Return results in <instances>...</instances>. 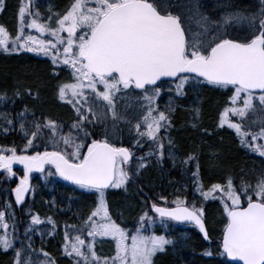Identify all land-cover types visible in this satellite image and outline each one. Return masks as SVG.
I'll return each mask as SVG.
<instances>
[{
    "label": "snow or ice",
    "instance_id": "obj_1",
    "mask_svg": "<svg viewBox=\"0 0 264 264\" xmlns=\"http://www.w3.org/2000/svg\"><path fill=\"white\" fill-rule=\"evenodd\" d=\"M31 3L29 0L25 5L21 0L14 38L0 26V52L12 55L22 51L47 57L54 77L68 72L72 82L58 85V98L72 106L76 119L64 134L55 121L41 122L34 115L28 120L27 107L17 113L15 121L0 113L4 122L0 123V132L6 134L18 123L26 140L19 154L15 146L0 147V171L8 178L16 175L14 164L23 166V178L12 189L16 205H22L25 194L34 191L29 185L30 173H43L46 165L53 167L55 175L63 180L96 195L95 207L86 218H80L79 234L70 237L67 229H77V225H65L63 254L72 264H155L154 257L175 243L166 235L145 234L157 221L165 229L168 221L188 222L209 240L203 207H189L179 196L170 203L161 197L163 205L152 202L150 212L154 215L143 211L134 234L129 235L110 215L105 190L123 188L127 192V185L135 183L152 158L162 164L163 141H168L169 149L174 147L172 138L163 135L162 130L167 133L172 128L170 114L176 111L175 100L186 95L189 83L230 91L229 106L220 114L217 127L227 126L236 134L241 147L264 157V144L257 143L264 141V0H259L258 11H225L219 18L201 11L204 6L200 0H72L62 14L49 8V15L43 20L39 11H31ZM232 6L231 0L217 5L225 9ZM3 7L4 0H0V10ZM236 28L246 31L231 35L229 29ZM25 29L35 30L39 37ZM169 82L174 84L175 97H169L166 110H161L157 98ZM14 95L19 97V91ZM130 98L142 101L137 105L139 111L131 116L122 115L117 101ZM8 99L6 93L0 94V103ZM130 107L133 105H125L126 112ZM194 111L198 120L200 110ZM229 114L237 121L229 119ZM109 115L114 122L111 132ZM121 121L130 126V132L135 129L133 147L143 148L145 141L151 142L143 155L136 157L130 148L114 146L109 140ZM89 124L103 125L104 138L93 136L86 127ZM191 126L196 128L197 124ZM44 129L51 135H46ZM40 139L51 143L53 150L27 154L29 148L38 147L35 142ZM88 139L90 143H86ZM83 148L87 151L83 152ZM167 155L175 166L172 151ZM195 159L189 155L182 163L187 165ZM198 169L197 165L193 176L197 177L199 194L204 200L220 199L223 205L226 222L218 252L223 264H264V174L257 176L254 184L242 179L240 191L247 197V205L242 207V197L237 195L231 176L225 185L214 183L205 190L199 182ZM48 175L53 173L49 171ZM217 192L220 197L213 195ZM5 208L11 205L6 204ZM6 215V211H0V227L7 230L10 226ZM12 218L11 234L6 231L0 235V251L13 250V264H57L43 249L33 259L36 250L31 234L38 231L33 226L45 221L31 215L21 246L14 248L18 237L14 214ZM46 223L55 230L51 217ZM84 232L91 238L88 242L82 238ZM96 237L110 238L115 244V255H98L94 251ZM129 239L131 243L127 244ZM39 255L44 259H39ZM203 255L213 253L206 250Z\"/></svg>",
    "mask_w": 264,
    "mask_h": 264
},
{
    "label": "trees",
    "instance_id": "obj_2",
    "mask_svg": "<svg viewBox=\"0 0 264 264\" xmlns=\"http://www.w3.org/2000/svg\"><path fill=\"white\" fill-rule=\"evenodd\" d=\"M227 1L229 2V0ZM8 3L9 6L14 4V0H8ZM231 3L233 5V10L228 8L227 11H241L237 0H231ZM231 32L232 29H229V33L232 35ZM0 78L5 84L7 83L11 85L14 89L15 92L10 94H14L17 91L24 94L25 92L28 93L27 91L30 90L32 93L31 95H35L37 98L33 103L37 107L38 105L39 107H48L50 104L51 107L54 106L52 96L53 81L48 77V72L43 65L10 58L7 61L0 63ZM173 85V83H167L164 86L165 92H163L164 95L162 99L164 97L167 98L166 105H168L169 97H175L172 95L174 89L172 87ZM169 88H171L172 91H168L167 89ZM210 90H213V88L206 85L197 86L192 83L186 85V95L175 101L176 107L183 106L184 100H187L194 95L197 96L199 98L198 106L202 111V114H200V120H193L191 115H194V112L191 110L174 118V150L179 157V159H176L175 161V166L174 164L170 165L168 162H162L161 167L156 163L157 167L154 168L150 163L147 168L142 170V174L136 179L134 187L138 188L137 199L143 202L152 200L156 201L158 205H163L164 200L161 199V197L170 203L179 196L186 201L189 207L193 206V204H195L196 207H203L209 239L212 240V243L214 242L217 244L215 245L218 246L225 218L219 211L215 218L212 213L213 210L209 207V204L214 200H204L199 192L196 191L197 177H194L193 173L197 172V165L199 166L198 172L202 182H214L225 185L227 178L231 176L237 193H241L245 196L244 193L240 191L241 181L243 179L245 182L251 181L254 184L257 176L264 174V157L259 156L248 148L241 147L236 135L233 132H227L226 126L224 128L217 127L218 124L213 120V113L221 108L222 101L226 98L227 94H220V96L217 98L215 97L213 101V97L209 96ZM194 107H196V105H194ZM39 112L42 113V110H39ZM51 113L55 116L59 115L57 112ZM192 123H196L197 127L193 128L191 126ZM88 130L93 136L98 138L97 130ZM179 131H181L180 135ZM132 132H135L134 128L132 129ZM129 134L130 132L128 135ZM17 140V133H10L6 136L0 137V144L10 147L12 144L17 143ZM134 140L131 142L134 143ZM148 149V141H145L144 147L142 149L135 148L134 153L136 154V157H139L147 152ZM189 155H194L196 159L190 161L187 165L183 164L182 161L187 159ZM54 177L55 179H58L55 175ZM2 180H4V182ZM18 180L19 179L15 177L13 182H8L5 178L0 177L1 190H4V192L9 195V187L12 186L13 183L16 184ZM64 184L73 187L72 185L62 182V185ZM56 185H58V183H56ZM132 186L133 184L129 183L127 185L128 191L125 192L123 190V192H121L123 194L122 197L115 198V200L111 198V195L114 193L118 194L119 192H114L112 194L105 192V199L110 212L113 214V217L118 224H120L119 218L124 215H131L130 210H133L135 207L137 208L136 199H133L134 201L131 199V191L129 188ZM157 195L160 196V199L156 197ZM92 196L94 195L87 194L86 199L91 201L94 206L96 198L94 199ZM57 198V202H59L58 207H63L65 203L69 204L70 201L74 202L79 200L77 197L73 199L72 195L69 194V191H66L65 194H59ZM242 201V204H244L247 199H242ZM72 204L74 205L71 207L69 206V211L65 210L63 215L55 216L56 233H60L61 230L66 231L65 225H71L68 218L74 216V214H79L77 213L78 211H76V204ZM111 207L114 208L111 209ZM208 207L210 209H208ZM50 208L51 206L48 204L46 209ZM26 209L28 213H32V211H29L28 204ZM51 210L47 211V216L52 214ZM72 210H74V212ZM147 210H149V208L146 206V208L141 211L143 212ZM121 225L134 226L132 223H121L120 226ZM155 228L157 227L155 226ZM67 231H72V229L68 228ZM192 232L195 234V239L190 241V246H188L186 250L188 249L191 251V248L195 247V259L198 260V263L223 264V260L218 255L219 248L217 247V253L212 256L203 255V253L208 250L205 248L207 243L201 238V235L196 229ZM36 241L37 246L38 244L41 246L44 244V242ZM197 253H199V257ZM2 260H4L3 256L0 257V261ZM166 260V264H181L177 259L173 260L172 258H168Z\"/></svg>",
    "mask_w": 264,
    "mask_h": 264
},
{
    "label": "rangeland",
    "instance_id": "obj_3",
    "mask_svg": "<svg viewBox=\"0 0 264 264\" xmlns=\"http://www.w3.org/2000/svg\"><path fill=\"white\" fill-rule=\"evenodd\" d=\"M217 1L218 0H211V1H209V0H200L201 4L204 6L201 9V11L205 12V14L210 15L212 17L219 18L225 11H227L228 8L224 10L223 7H217V5L218 4L228 3V1L226 0V2H225V0H219L218 3H217ZM71 2H72V0L70 2H68V3L62 1V3L60 5H57L55 7L57 9V12L62 14L67 9V7L69 6V4ZM237 3L239 5V7L241 8V11H244V12L258 11L259 7H260L259 0H237ZM36 5H43L46 8H51L49 3L36 2ZM52 5H54V4L52 3ZM15 9H17V8H15ZM230 10H233V6L230 8ZM47 16L48 15L46 14L45 18ZM54 20H55V17L53 18V26H55L54 25ZM16 21H17V19L15 20V24H13V18H9L8 19V22L10 23V25L13 26V28H9V30H8V32H10L12 38H14L16 33H17ZM241 31H246V28L245 29L236 28L235 30L232 29L231 33H232L233 36H236ZM25 32L34 35L33 33H31L30 30L25 29ZM35 35L39 37L38 33H36ZM61 35L62 36H66L67 34L66 33H61ZM43 38L50 39V37H43ZM41 57H42V59L47 58V57H44V56H41ZM49 63L51 65V61ZM59 77H64L66 79L69 78V80L67 82H72L71 76H70V74L68 72H61ZM8 85L9 84H7L8 92L13 93L14 89L12 88L11 85H9V86ZM172 87L174 88L173 92H172V95L175 96V87H174V85ZM163 92H165V90H163L162 93H161V96L157 98V104H158V106H159V108L161 110H166L164 108L167 106L166 105L167 98L164 97L162 99V97L164 95ZM57 93H58V88H57ZM213 93H215V94H213ZM220 94H224V95L227 94V96L222 101L221 108L216 112V121H215V123H217V124L219 123V120H220V114L223 112L225 107L229 106L228 105V101H229V97L231 96V92L228 91V90H223V89H213V90L209 91V96L213 97V99H212L213 101H214L215 97L217 98L218 96H220ZM13 99H16L15 95H13ZM179 99L180 98L176 99L175 101H177ZM9 100H10V98L7 101L9 102ZM7 101L2 102V103H6ZM62 103L63 102L58 100V104H57V108L58 109L57 110L55 109L54 106L51 107V104L48 107L47 106L46 107L45 106L44 107L40 106L39 110H42V113H39L37 116H35V118L40 120L41 122H43L45 119H49V120L55 121L57 123V125L59 126V129L62 132H65V131L69 130L72 124H68L66 121H64V119H61V117H64L65 115H67V116H69L72 119V121H74L76 119V114L73 111L71 105H68L67 107L63 108L62 107ZM139 103H142V101H138L135 98L121 99V100L117 101V105L131 104V105H133V107H135L137 109V111H139V109L137 107V105ZM239 103L242 104V101H240ZM198 104H199V98L197 96H195V95L192 96L191 98L187 99V100H184V104L181 107V109L183 111L182 113H184L186 111L189 112L190 110L193 111L194 115H191V117H193V120L195 121L196 120L195 119L196 113H195L194 109H197V108L199 109ZM194 105H196V107H194ZM3 106L4 107L0 106V113L8 114V118L13 119L15 121L16 118H17V114H15L13 112H10V107H9V109H6L7 106L5 104ZM59 108H61L62 111H60L61 109H59ZM51 112H54V113L57 112L59 115L55 116ZM27 115H28V120H32L33 117L31 115V113L29 114V112H28ZM228 118L231 119L233 122H236L237 119H238L237 117L231 116V114H229ZM0 123H4L3 120H0ZM4 126L7 127L6 124ZM62 126H64V127H62ZM14 129H16L19 132V134L21 135V139L19 140V142L15 143V144H12L10 147L15 146L17 148V152L19 154L20 150L23 148L24 144L26 143V140L24 139L22 133L19 131V124L18 123H16L14 125ZM226 129H227V132H233V130L227 128V126H226ZM13 130H10L8 132H11ZM170 131H171V133H173V131H174V127L173 126L170 129ZM44 132H45L46 135H51V133L49 132L48 129H44ZM180 133H181V131H179V135H180ZM0 134H5V133L0 132ZM162 134L166 135V136H170L172 138V134H170L169 131L167 133H164L163 130H162ZM135 135H136V133H135ZM250 139H251V137H249V140ZM121 140H123V139H121ZM172 140H173V138H172ZM163 142H164V145H165V158L164 159L170 165H173V160L168 158V155H167L168 151L169 150L172 151V153L175 156V161H176V159H179V157L176 158L177 155L173 151L174 147L169 149V145H168V141L167 140H164ZM35 143H36V145L38 147L36 149L29 148L27 154H30V155L34 154L35 150H39L41 152H43L45 150H49V149L53 150V145L51 143H49L46 139L37 140ZM150 143L151 142L149 141V144ZM257 143L264 144V141H257ZM0 147H8V146H4V145L0 144ZM63 147H64L63 144H61V149H63ZM139 149H142V148H139ZM135 156H136V154H135ZM162 162H164V161H162ZM159 167H161V164L159 165ZM49 171H51L53 173V175H48ZM45 172L46 173H41L40 175L39 174H34L32 177H30V179L32 180L31 189H33L34 191H31V193L29 195V199L31 200L29 205H28L29 206V211L30 212L32 211L33 215L36 214L40 218H43V219H47L48 217H51L52 219H54L55 216L60 215V214L54 215V213L52 212L51 209H46L47 205L49 204L48 203L49 200H53V202L56 203L55 207H52V208L54 210H59L61 213L65 212V210L69 211V206L71 207L72 205H74L72 203H75L76 206H77V210L76 211H78L77 213H79V214H74V216H70L68 218V220H69L71 225H73V224L77 225V229H72L71 228L72 229L71 237L79 234L78 233V229L82 226L80 218L81 217L86 218L87 215L90 214V211L95 207V205L93 206L91 201L86 199V195L87 194L94 195V196H92V198H94V199L96 198V195L94 193L84 192L83 190L78 189L76 186L75 187H69V186H66L65 184H64L65 185L64 186V185H62L63 181L61 179H55V177H54L55 174H54V172L52 170H47ZM141 172H142V170H141ZM22 176H23V174L21 176L18 175L19 180L22 178ZM0 177L5 178L8 182L9 181L13 182L15 180L16 176H14L12 178H8L6 173L3 172V173H0ZM19 180L17 181L16 184L13 183L12 186L9 187L8 190H9L10 193H11L12 189L17 186ZM2 181L4 182V180H2ZM199 182L203 185L205 190H208L211 187V185L214 184V182H208V183L202 182L200 180V174H199ZM56 183H58V185H56ZM132 184H133V186L131 188H129L130 191H131V193H130L131 197H132L131 199L132 200L136 199L137 208L135 207L133 210H130L131 215H129V216L124 215L123 217L119 218L120 219V224L121 223H125V224L126 223H132L134 225V226L121 225V227H124L129 232V235L134 234V232H135V226L137 224V221H138V218H139L140 214L142 213L141 210L146 208V206H147L149 208V210H147V211H149V214L154 215L153 213L150 212V206H151L152 202L157 203L156 201H152V200L143 202V201H140L139 199H137L138 188L134 187L135 186L134 183H132ZM72 190H74L75 192L72 191ZM123 190H124L123 188H121V189L110 188L107 192H109L110 194H112L114 192H119L118 194L114 193L113 195H111V198L115 200V198H121L122 197L123 194L121 192H123ZM2 191L4 192V190H2ZM66 191L67 192L69 191V194L72 195L73 199H75V197H77V198H79V200L74 201V202L70 201L69 204L65 203V205L63 207H58V203L59 202H57V199H58L57 196L59 194H62V193L65 194ZM196 191H197V189H196ZM52 192L54 193V195L52 194ZM213 195L216 196V197H220L221 194L219 192H217V193H214ZM237 195H240L243 200L247 199V197L243 196L241 193H237ZM156 197L158 199H160L159 195H157ZM208 200H214V201H212L209 204V207L211 208V210H213L212 213L214 214L215 218L217 217V212L218 211L221 214H223V205H222L220 199H208ZM242 203H243V201H242ZM50 204L53 205V203H50ZM229 204H230V201H229ZM209 207H208V209H210ZM112 208H114V207H111V209ZM49 210H51L52 214L47 216V211H49ZM0 211H5L3 205H0ZM11 211H13V208H11ZM72 211L74 212V210H72ZM24 212H25V214L21 213V212H18V215H17V211H16L15 226H16V230H17L16 231V235H17L18 238L14 242V248H19L21 246V244H20V235L23 234V239H24V228L27 226L28 223H30V220H31V217L28 220L25 217V215H27V213H28L27 209ZM6 213H7V215H6V223H8L10 227L7 230L3 229L2 227H0V235H3L6 231L8 233H10V234L12 232L11 226L13 224V218H12L13 215H11L8 211H6ZM133 213H134V215H133ZM110 215L115 220V218L113 217V214H111V212H110ZM223 216H224V214H223ZM19 218H21V221L18 220ZM171 222H169V221L167 222L168 223V227H167V229H165L159 223V221H157L156 224L152 225L153 229L150 228V229H148L145 232L146 235L147 234L166 235L168 238L172 239L175 242L173 245L167 246V250H166L165 253H158L157 256L154 257L155 264H166V261H167L166 259H168V258H172L173 260L177 259V261L179 260V262H181V264H199L198 260L195 259V252H196V251H194L195 247L191 248V251H189L187 249L189 252H187V250H186V248L188 246H190V244H189V243H191L190 241L195 239V236H194L195 234L192 232L194 230V228L190 227V226H186V225L172 224ZM225 222H226V218H225ZM36 226H38V225H35L33 227L35 228ZM155 226L157 227L156 230H155ZM36 229L38 231L35 234H31V235L37 236V234L40 235L42 233V232H40L39 228H36ZM42 230H45V227H42ZM82 238L85 239L86 242L91 240V238L87 236V232H84L82 234ZM38 242H43V241H39V239H38ZM126 243L130 244L131 240L129 239L128 241H126ZM59 244H60V247H59ZM63 244H64V237L61 239V242L60 241L52 242L50 244V246L47 245L46 248L52 249V250L54 249L56 251L55 252L56 253L55 259L56 260H66V257L59 253V249L62 248ZM215 244L216 243H214V242L212 243V240H211L210 242L207 243L205 248H207L213 254H215V253H217V247L219 248V243H218V246H216L217 244L216 245ZM24 247H25V250H28L26 244H25ZM33 247L36 250V254L33 255V259H36L37 258V254L39 253L38 250L40 249V248H36L37 247V241H33ZM11 251H13V250H11ZM94 251H96L97 254L100 255L101 257H111V256L115 255V244L108 237H96V243L94 245ZM197 255H198V257L200 256L199 253H197ZM13 257H14V253H13V256L10 259L8 257V264H13ZM38 258L41 259V260L44 259L42 255H39Z\"/></svg>",
    "mask_w": 264,
    "mask_h": 264
},
{
    "label": "flooded vegetation",
    "instance_id": "obj_4",
    "mask_svg": "<svg viewBox=\"0 0 264 264\" xmlns=\"http://www.w3.org/2000/svg\"><path fill=\"white\" fill-rule=\"evenodd\" d=\"M62 1L64 2H70L71 0H32V3H31V11L32 12H36V11H39L41 13V17H42V20L45 18V15H49V12H48V9L49 8H46L45 6L43 5H36V2H44V3H49L50 6H51V9L53 12H57V9L55 8L57 5H60L62 3ZM23 3L25 5H27L29 3V0H23ZM52 3L54 5H52ZM21 6V0H14V4L10 5L9 6V3H8V0H4V7H3V10H0V26H4L7 31L9 30V28H13L12 25H10V23L8 22V19L9 18H13V24H15V20L17 19L16 21V29L18 28V9L19 7ZM43 6V7H42ZM17 8V9H15ZM62 12V11H61ZM28 19H31V17H27ZM28 30V29H27ZM31 33H33L34 35L36 34L35 30H30ZM10 33V32H9ZM39 34V33H38ZM10 58H14V59H19L21 61H24V62H32V63H35V64H40V65H43L47 72H48V76L50 79H52L53 81V89H52V96H53V105L55 107V109L57 110V104H58V93H57V88H58V85L64 83V82H67L69 80V78H64V77H54L52 75V66L50 65V60L48 58H45V59H42L41 56H38L34 53H28V52H19L18 54L17 53H14L12 55H5L3 54L2 52H0V63L3 62V61H7L8 59ZM7 83L5 84V82H3L0 78V93L1 94H4L6 93L7 96L10 98L9 102L7 101L6 103H0V106L4 107L3 105L5 104L7 106L6 109H9L10 107V112H13L15 114L21 112L24 110L25 107L28 108L29 110V114L31 113L32 117L33 115L34 116H37L40 112H39V105L38 107L33 104L34 101L37 99L35 95H31L29 94V91H27L28 93H20V96L19 97H16V99H13V95L14 94H10V92H8L7 90ZM13 92H15L13 90ZM35 97V98H34ZM11 105V106H10ZM69 104H65V103H62V107H67ZM182 106H177L176 107V111L174 113H171V117H172V125L174 127V118L180 116L182 114V109H181ZM61 109V108H59ZM166 109V107L164 108ZM200 109V113L199 114H202V111H201V108ZM117 110L122 114H129L130 116L131 115H135L136 113H138L137 109L135 107H130L127 109V112L125 110V105H118L117 107ZM62 111V109L60 110ZM216 112L215 111L213 113V120L214 122L216 121ZM61 119H64V121H66L68 124H72V119L65 115L64 117H61ZM199 120H200V115H199ZM108 129H109V132L112 131V128H111V125L114 123L111 119V116L109 115V118H108ZM64 127V126H62ZM87 129H94V130H97V136L98 138L97 139H103L104 136H103V132H104V126L103 125H100V124H96V125H92V124H89V125H86ZM129 128L130 126L126 123H124L123 121L121 122H118L117 123V130L115 132V135H109V140L113 143L114 146H117V147H126V148H130L133 152L135 150V147H133V143L131 141L134 140L135 138V133L134 132H130L129 131ZM16 130V129H14ZM130 132V134L128 135V133ZM170 134H172V138L174 136V131L173 133H171V131L169 130ZM1 137L3 136H6V134H0ZM19 139H21V135L18 134L17 135ZM131 136V137H130ZM123 138V140L120 139ZM134 137V138H132ZM91 142V139H88L86 141V143H90ZM148 144H149V141H148ZM174 149V148H173ZM149 150V149H148ZM68 151L70 152L71 149H68ZM83 152H86L87 149L86 148H83L82 149ZM175 152V150H173ZM176 153V152H175ZM176 158H178V156H176ZM164 162H167L165 159H164ZM159 166V164H157ZM156 165V160L154 158H152L151 160V166H153L154 168L157 167ZM13 171L21 176L23 174V166H13ZM0 173H3V171H0ZM52 194L54 195V193L52 192ZM12 199V197H11ZM8 200H9V195L7 193H4L1 188H0V205H3L4 207V210L5 211H8V208H5V205L6 204H9L8 203ZM50 203H53V200H49V205H51ZM56 204V203H55ZM55 204L54 205H51V208L52 207H55ZM12 205V204H10ZM21 209V208H20ZM52 209V212L54 213V215H57L56 212L57 210H54ZM18 212H21L22 211H18L17 210V215H18ZM41 220L45 221V223H42V224H39L38 226H36L35 228H39L40 232H42V235H38L37 236H33L32 235V241H36L39 239V241H43L44 243L47 242V244L50 246V244L52 242H56L57 239H62L64 236H65V231H62L60 233H56V228L55 230L52 229V225L46 223V220L47 219H43V218H40ZM19 221H21V218L18 219ZM28 220V219H27ZM55 224H56V220L55 218L52 219ZM21 226V225H20ZM42 227H45V230H42ZM47 227V228H46ZM52 233L51 235L49 233ZM69 233V236L71 237V231L68 232ZM23 240V234L20 235V241ZM40 244H38L39 246ZM46 244H43V246H45ZM46 247V246H45ZM40 250V249H39ZM38 250V251H39ZM28 251V250H26ZM43 251H46L50 254L51 257H53L55 259L56 257V251L53 249H48V248H44ZM189 252V251H187ZM13 251L9 250L7 253L3 252V251H0V257L3 256L4 260L0 261V264H8V257L9 259L13 256ZM59 253L64 255L63 254V250H59ZM66 257V260H56L57 264H68L69 260L67 259L68 257L66 255H64Z\"/></svg>",
    "mask_w": 264,
    "mask_h": 264
},
{
    "label": "water",
    "instance_id": "obj_5",
    "mask_svg": "<svg viewBox=\"0 0 264 264\" xmlns=\"http://www.w3.org/2000/svg\"><path fill=\"white\" fill-rule=\"evenodd\" d=\"M164 79L170 81L171 78H164ZM29 185H30V184H29ZM27 194H28V193L25 194V200H26ZM13 200H14V202H15V197H14V195H13ZM15 204H16V203H15ZM246 205H247V204H246ZM246 205L243 206V207H246ZM19 206H20V205H19ZM184 224H189V223H188V222H184ZM202 236H203V235H202ZM221 241H222V237H221ZM221 241H220V243H221Z\"/></svg>",
    "mask_w": 264,
    "mask_h": 264
}]
</instances>
